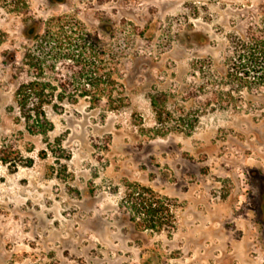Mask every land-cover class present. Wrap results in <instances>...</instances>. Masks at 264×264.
Returning a JSON list of instances; mask_svg holds the SVG:
<instances>
[{"label": "rangeland", "instance_id": "374dc122", "mask_svg": "<svg viewBox=\"0 0 264 264\" xmlns=\"http://www.w3.org/2000/svg\"><path fill=\"white\" fill-rule=\"evenodd\" d=\"M57 19L104 52L124 106L70 88L42 135L16 93L30 53L73 82V49L39 53ZM263 34L264 0H0V264H264V89L229 77ZM143 190L159 231L136 225Z\"/></svg>", "mask_w": 264, "mask_h": 264}, {"label": "trees", "instance_id": "16d2710c", "mask_svg": "<svg viewBox=\"0 0 264 264\" xmlns=\"http://www.w3.org/2000/svg\"><path fill=\"white\" fill-rule=\"evenodd\" d=\"M40 50L46 49L50 40H54L57 53L66 47L73 49L67 57L72 63L73 82L53 84L44 79L45 61L36 53L28 55L27 65L32 70L34 79L19 86L16 96L18 104L25 113V118L30 131L47 135L53 125L45 112L46 106H52L55 110H63L65 96L70 88L72 92L71 104L78 103L79 99H89L93 105L107 100L108 108L119 109L124 106L122 98L114 99L115 80L113 72L108 67L107 59L96 43L91 41V36L84 27L78 24H68L62 19L55 20V24H47V30L43 36L36 37ZM251 42L243 45V52L238 55V60L231 59L229 77L241 87L248 89H264V34L260 38L253 37ZM60 91L58 96L55 92ZM6 163L7 159H3ZM134 209L138 214H144L147 219L137 223L142 229L160 230L164 226L162 215V203L159 200L147 198L145 190L136 192ZM136 222L137 219H132Z\"/></svg>", "mask_w": 264, "mask_h": 264}]
</instances>
